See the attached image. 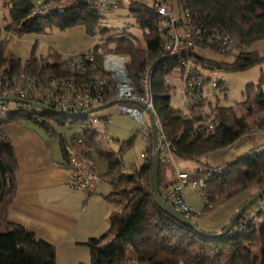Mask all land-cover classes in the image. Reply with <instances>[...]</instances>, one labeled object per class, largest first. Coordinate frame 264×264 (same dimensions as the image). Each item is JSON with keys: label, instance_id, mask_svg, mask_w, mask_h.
<instances>
[{"label": "trees", "instance_id": "trees-1", "mask_svg": "<svg viewBox=\"0 0 264 264\" xmlns=\"http://www.w3.org/2000/svg\"><path fill=\"white\" fill-rule=\"evenodd\" d=\"M174 1L178 12L188 11L203 33L211 34L215 30L228 33L237 38L245 50L264 41V0ZM4 7L8 8L10 19L6 21L3 32L18 36L27 33L42 34L51 28L65 31L79 25L84 26L89 35H94L101 18L86 6L62 14L39 17L32 15L34 4L31 0H4ZM130 8L137 26L144 32V46L138 40L122 35V32L109 35L105 31L101 32L102 45L91 52H94L95 62L99 67L102 56L97 51L101 48L107 52L130 56L129 76L138 92L144 70L153 65L155 71L151 83L156 119L161 122L165 135L172 143L176 158L201 161L205 156L225 149L252 133L256 130L255 127L264 129V93L261 85L257 89L249 86L247 100L237 108L217 104L214 109L217 125L211 133L196 120L185 119L173 111L165 78L170 71L168 67L174 64L165 59L162 40L156 27V15L141 3L132 0ZM7 43L6 39L0 40L1 79H12L21 74L38 77L70 75L64 69L59 55H50L49 59L32 56L23 65L19 58L8 57ZM195 58L204 64L208 63L198 55ZM208 64L225 73L244 72L258 65L264 66V56L258 52L244 51L232 62ZM75 77L80 81L78 76ZM261 82H264V76ZM253 90L255 96L251 97ZM111 102H115V99L108 97L104 105ZM124 104L139 106L134 102ZM43 111L34 114L21 110L0 118V264H56L57 253L53 246L38 240L33 233L8 220V210L17 196L16 177L19 165L15 147L2 132V128L8 124L23 122L38 124L46 132L58 137L64 157L68 160L66 139L55 132L51 123L56 121L61 124V117H70L76 121L79 119L73 117L76 114L65 113L68 116H63ZM79 137L85 138L87 150L92 149L107 164L105 178L113 188L107 200L117 208L109 216L107 232L102 237L85 243L90 250L89 264H264V197L241 216L228 236L206 239L165 214L155 204L152 133L147 140L143 166L134 167L131 173L125 171L123 155L132 146L133 139L124 143L118 152H114L108 147L106 135L99 130L83 127ZM195 171L199 176L205 172L211 173L206 180V211L215 210L237 199L243 200L239 206L241 209L264 188V147L223 167ZM176 178L174 169L161 162L160 190L174 183ZM189 219L192 220V215ZM226 227L227 225L219 233Z\"/></svg>", "mask_w": 264, "mask_h": 264}, {"label": "built area", "instance_id": "built-area-1", "mask_svg": "<svg viewBox=\"0 0 264 264\" xmlns=\"http://www.w3.org/2000/svg\"><path fill=\"white\" fill-rule=\"evenodd\" d=\"M144 7L152 10L156 15L157 31L162 40L165 59L169 60V73L165 84L171 96V108L185 119L196 120L209 133L214 132L213 91L218 90L221 81L216 77L219 70L204 64L195 58L197 49H217L226 52H239L245 47L234 36L220 30L211 34L203 33L197 28L188 11H182L178 16L173 15V0H140ZM86 6L100 17H105L110 11L117 10L120 2L114 0H41L34 4V17L62 14ZM97 54L102 56L101 66L95 62L94 52L88 51L63 60L64 69L69 76H32L21 74L12 79L0 78V98H17L31 101L46 109H54L63 113L81 114L93 108L103 106L105 99L113 97L118 104L121 114L130 116L143 134L149 140L150 124L144 120L147 110L155 114V101L152 93L153 65L144 70L138 92L132 85L127 73V59L121 55L104 53L99 49ZM74 75V76H73ZM75 76L80 78V81ZM123 102V103H122ZM125 102H134L139 106H128ZM145 106L146 109L142 108ZM26 110L31 113L42 109L0 101V118H6L15 111ZM106 123H109L106 120ZM158 139L161 145L160 162L175 164L174 147L165 135L162 124L156 119ZM109 142H112L109 139ZM85 147V138L75 137L67 143V163L70 172V186L75 190L92 194L100 175L91 152H79L75 147ZM177 169L176 181L160 190L162 199L173 209L189 218L193 209L185 199L184 192L190 184L191 176ZM211 173L205 172L195 181L198 192L207 201L206 180Z\"/></svg>", "mask_w": 264, "mask_h": 264}, {"label": "rangeland", "instance_id": "rangeland-1", "mask_svg": "<svg viewBox=\"0 0 264 264\" xmlns=\"http://www.w3.org/2000/svg\"><path fill=\"white\" fill-rule=\"evenodd\" d=\"M114 1L120 2L121 6L117 10L108 12L105 17L100 18L94 35H89L86 32L85 27L79 25L65 31H61L58 28H51L42 34L27 33L18 36L14 33L5 34L3 32V28L6 24V21H9L10 15L8 8L4 7V0H0V27L2 31V39H6L8 41V57L15 56L19 58L23 65L32 56L38 59H49L50 55L57 54L61 57V61H63L64 59L70 58L74 55L94 50L97 46L102 45L101 32L105 31H107L109 35H117V32L118 34L119 32H122V35L130 36L131 38L141 42V46H144V32L137 26L135 15L130 10L131 0ZM132 1L139 3L141 2L140 0ZM31 2L33 4H37L38 0H31ZM172 6L174 9L173 15L178 16L179 12L174 0L172 2ZM244 51L258 52L264 56V41L257 42L247 50L239 52H226L219 51L217 49H204L199 47L197 49V55L208 63L232 62L238 54ZM103 52L106 54H115L113 52H107L106 49H103ZM121 56L122 58L127 59L129 65L127 67V73L129 74L131 58L127 55ZM263 76L264 66L261 65L255 66L244 72L225 73L223 71H219L218 75L214 78L218 81H221V85L218 90L213 91V103L218 104L221 107L237 108L239 104L247 100V90L249 86H253V89H257L258 85H261L264 93V82H261ZM130 80L132 85H134L135 89L138 91L136 85L133 83V80L131 78ZM253 96H255L254 90L251 93V97ZM117 112H119V106L114 105L108 109L89 115L87 119H79L76 121V119H72L70 117H61V124L55 121L52 122L51 125L55 132L67 137L69 140H71L73 137L80 136L82 134L83 127L88 126L95 130H99L102 133H105L107 137H112L115 139L114 143L108 144L109 149L114 152H118L124 142L133 139L132 146L123 155L124 166L127 169L141 167L145 162L144 153L146 152L148 141L144 139L142 132L138 128V125L132 119L122 120L120 118L111 116V118H109L111 123L110 125L106 126L105 116L109 114L113 115ZM262 114H264V107ZM144 120L150 124L148 115H144ZM133 129H136V132H132ZM255 129L256 130H253L252 133L245 135L229 147L205 156L201 161H185L175 157L174 159L176 167L173 164H167L174 169L175 173L177 169H180L179 171L183 173L179 174H185V172L190 174V184L186 188L184 196L186 201L193 209V222L204 233L218 234L219 230H217V228L219 229V223L221 222V219L224 218L223 213L226 211L225 209L235 211L243 200H233V202H230L231 204H229L228 208L225 209L217 208L212 211H206L203 197L198 192V188L194 184L199 178V174H197L195 170H205L208 168L217 169L234 163L239 158L250 155L258 148H263L264 129H258L256 127ZM95 160L98 172L101 175L102 173L104 174V162L98 158ZM105 180L106 179L104 178L103 181ZM255 192L256 191H254V193Z\"/></svg>", "mask_w": 264, "mask_h": 264}, {"label": "crops", "instance_id": "crops-1", "mask_svg": "<svg viewBox=\"0 0 264 264\" xmlns=\"http://www.w3.org/2000/svg\"><path fill=\"white\" fill-rule=\"evenodd\" d=\"M111 116L122 120L132 119L120 112L109 114L105 116V120L109 121L106 126L110 125ZM2 132L13 143L19 165L16 177L17 196L8 210V220L24 227L38 240L53 246L57 253L56 264H89L90 250L85 243L90 239H98L107 232L109 216L117 209L107 200L113 192L105 178L107 164L104 162V174L98 172L100 180L94 192L87 194L70 186L69 165L57 136L32 122L8 124L2 128ZM132 132H136V129ZM64 138L66 143H73L75 139ZM107 142L112 144L115 139L107 137ZM86 147L75 148L83 152ZM88 151L94 160L98 158L92 149ZM132 170L133 168L125 167L127 173ZM229 204L220 208H228ZM238 209L239 207L235 211L225 209L226 214L223 213L224 218L219 223V229L217 228L219 232L229 224Z\"/></svg>", "mask_w": 264, "mask_h": 264}, {"label": "water", "instance_id": "water-1", "mask_svg": "<svg viewBox=\"0 0 264 264\" xmlns=\"http://www.w3.org/2000/svg\"><path fill=\"white\" fill-rule=\"evenodd\" d=\"M0 101L13 103V104H21L24 106H32V107H36V108H39L42 110L50 111L52 113H55L56 115L68 116L62 112H57L55 110L46 109L43 106L36 104L34 102H31V101H24V100L12 98V97L0 98ZM119 103H121V101L111 102V103H108L106 105L96 107V108L89 110L87 112L73 115V117L78 118V119H83V118H85V117H87L93 113H97L99 111L108 109L114 105H118ZM141 107L146 109V107L143 105H141ZM147 113H148V116L150 119V128H151L153 146H154V153H153V157H152V161H153L152 178H153V185H154V202H155V204L165 214L172 217L177 222L193 229L196 233H198L203 238H206V239L225 238L226 236H228L232 232V230L236 226V223L239 221L241 216L247 210H249L256 202H258L261 198L264 197V188L261 189L254 197H252L245 205L242 206L241 209H239L235 213V215L232 217V219L230 220L229 224L227 225L226 229L223 232H221L219 234H215V235H209V234L203 233L191 219L177 213L173 209V207L170 206L169 204H167L161 197L160 185H159V170H160V163H161L160 162L161 145H160L159 139H158V128H157V124H156L155 114L150 110H147Z\"/></svg>", "mask_w": 264, "mask_h": 264}, {"label": "bare ground", "instance_id": "bare-ground-1", "mask_svg": "<svg viewBox=\"0 0 264 264\" xmlns=\"http://www.w3.org/2000/svg\"><path fill=\"white\" fill-rule=\"evenodd\" d=\"M94 109V108H93ZM92 110V109H91Z\"/></svg>", "mask_w": 264, "mask_h": 264}]
</instances>
